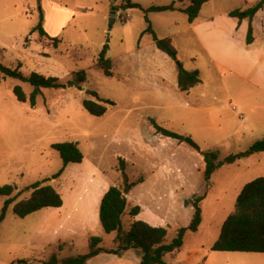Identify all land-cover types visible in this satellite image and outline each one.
<instances>
[{"label": "rangeland", "instance_id": "obj_1", "mask_svg": "<svg viewBox=\"0 0 264 264\" xmlns=\"http://www.w3.org/2000/svg\"><path fill=\"white\" fill-rule=\"evenodd\" d=\"M145 6H168L172 0H137ZM125 0H0V63L26 76L38 73L59 78L64 89L43 90L35 108L19 103L13 93L21 86L29 97L33 88L0 72V184L13 185L16 202L0 225V264H39L55 253L60 259L87 254L90 239L114 249L116 233L100 223L103 196L112 187L124 190L121 160L130 183L144 179L126 196L125 229H130L133 207L138 221L168 230L171 243L194 216L193 202L201 196L202 224L188 232L183 248L168 256L169 264H264V254L214 252L222 226L235 210L242 189L264 177V152L225 165L210 182L204 179V153L221 160L248 150L264 139V74L255 71L248 81L232 66L217 68L191 36L181 16L148 15L159 38L169 36L172 22L178 51L174 61L157 49L143 11L124 8ZM219 12L247 9L244 0H216ZM113 9H116L112 22ZM44 14L49 37L31 34ZM186 21L187 17L184 16ZM263 30L257 32L262 37ZM215 37H208L212 42ZM105 45L114 62L109 78L97 66ZM234 61V59H231ZM180 62V66L177 64ZM201 73L202 83L188 93L178 88L179 69ZM84 70L88 80L74 84V73ZM255 84L258 86H255ZM96 91L111 100L106 115L95 117L83 107L97 99ZM155 120L171 132L192 137L200 147L156 133ZM79 144L83 163L63 170L53 145ZM2 169V170H1ZM49 180L63 197L62 208H49L25 219L14 213L16 203L32 195L34 184ZM21 193V195H18ZM8 198L0 197V214ZM64 244L63 250L58 245Z\"/></svg>", "mask_w": 264, "mask_h": 264}, {"label": "trees", "instance_id": "obj_2", "mask_svg": "<svg viewBox=\"0 0 264 264\" xmlns=\"http://www.w3.org/2000/svg\"><path fill=\"white\" fill-rule=\"evenodd\" d=\"M184 2L185 0H178ZM190 4L186 8H177L175 3L168 6H151L144 9L140 4L134 3L133 0H125L124 8L142 10L146 16L145 20L148 28L144 34L152 36L153 41L158 50L165 53L172 60L177 61L178 51L173 46L171 38L161 39L156 34L152 22L148 15L150 13L174 12L180 11L188 16L189 23H193L200 15L203 6L209 0H189ZM254 0H246L250 4ZM264 9V0H261L253 7L245 10L236 9L230 12L229 16L243 20H249V28L247 33L246 43L252 45L255 41L253 19L257 13ZM38 32L41 37H48L53 42L58 43L57 38L49 37L44 28V14L40 16V22L31 34ZM109 45H105L97 59L98 68L104 73L106 77H113L114 62L108 57ZM21 65L17 68H10L0 63V72L3 78H11L19 80L22 83L28 84L33 88L32 93L28 97L21 86H16L13 93L19 103H29L32 108H35L39 96L43 90H58L64 89L65 86L61 83L59 78L45 77L38 73H32L26 76L20 70ZM88 76L86 71L81 70L74 73V84L80 86L86 83ZM1 83V79H0ZM202 83L201 73L199 71L189 72L182 67L178 73V88L181 92H189L193 88ZM87 93L97 99L84 100L83 107L85 110L95 116L102 117L106 115L108 105H115L111 100H104L100 98L96 91H87ZM152 125L157 134L165 138H170L180 144L189 145L196 151H200V147L193 140L192 137L183 136L161 127L155 120H152ZM53 149L59 152L63 161V170H61L55 178L62 176L65 168L72 163H83L84 154L81 151L79 144L75 142H64L53 145ZM264 152V139L254 143L248 150L239 154L230 155L221 160L217 152L204 153V179L210 182L214 174L225 165H232L238 161L250 158L256 154ZM121 161V172L124 178V190L117 186H112L103 196L100 205V223L107 234L116 233L114 244L116 248L105 249L101 247L103 239L100 237H93L90 239V251L87 254L75 257H68L60 259L58 253H55L43 264H87L89 259L102 253L121 255L123 252L129 250H141L143 252V259L141 264H166L165 256L170 253L180 252L184 245V240L188 232L196 233L202 224V209L201 202L205 196L198 197L193 202L195 209L194 216L188 227L181 228L177 232V236L171 243H167L168 230L165 227L152 226L144 221H134L129 230L124 227V218L128 208L127 194L130 193L133 187L144 182L140 179L138 182L130 183L128 175L125 173V161ZM49 180L38 182L30 189L32 195L27 200H22L15 204L14 213L21 219L49 208H62L64 206V199L61 194L51 185L46 184ZM17 187L13 185H0V197H7L4 207L0 214V225L6 220L8 210L11 205L16 202L13 194ZM21 195V193H18ZM141 213V207L135 206L130 212V216L135 218ZM64 244H59V250H63ZM214 252H240V253H257L264 254V177L255 179L254 181L245 185L242 189L235 206V210L227 220L224 222L219 239L212 247ZM27 261H18L19 264H26Z\"/></svg>", "mask_w": 264, "mask_h": 264}, {"label": "crops", "instance_id": "obj_3", "mask_svg": "<svg viewBox=\"0 0 264 264\" xmlns=\"http://www.w3.org/2000/svg\"><path fill=\"white\" fill-rule=\"evenodd\" d=\"M260 1L254 0L250 4L246 2L245 4L249 8L255 6ZM133 2L140 4L144 9L151 7L145 6L137 0H133ZM171 3H175L177 8L184 9L190 4V1L179 2L178 0H172ZM232 11L219 12L216 7V0H209L203 6L199 17L193 23H189L188 16L180 11L162 13L170 14L166 16L171 17L180 15L183 21L187 22V26L181 34H191L202 47L208 59L217 68L232 66L238 76L249 81L257 69L261 74H264V35L261 38L257 36V32L261 29L264 34V9L260 10L253 19L255 41L252 45H247L246 43L249 20L240 22L239 19L230 17L229 14ZM184 16L187 17V21ZM174 25H177V22H172L171 26L168 27L170 34L167 38H171L172 40L176 36L173 32ZM213 36L215 39L209 42L208 37ZM231 59H234V61ZM255 86L257 85L255 84ZM259 90L264 91V88L259 87ZM4 161L5 158L1 156L0 168H2L1 165ZM138 217L133 218L131 224L134 221H138ZM126 230L129 229L126 228ZM174 254H167L165 259L168 256H174ZM142 259L143 252L141 250H129L123 252L121 255L102 253L89 259L87 264H141ZM43 262L44 260L38 261L39 264H43ZM166 264L168 263L166 262Z\"/></svg>", "mask_w": 264, "mask_h": 264}, {"label": "water", "instance_id": "obj_4", "mask_svg": "<svg viewBox=\"0 0 264 264\" xmlns=\"http://www.w3.org/2000/svg\"><path fill=\"white\" fill-rule=\"evenodd\" d=\"M115 14H116V9H113V14H112V22H114V17H115ZM177 64L180 66V62H177Z\"/></svg>", "mask_w": 264, "mask_h": 264}]
</instances>
